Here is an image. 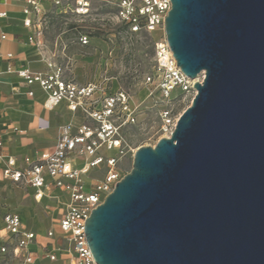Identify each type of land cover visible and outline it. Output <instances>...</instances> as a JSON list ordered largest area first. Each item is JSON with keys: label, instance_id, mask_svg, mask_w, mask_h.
Returning a JSON list of instances; mask_svg holds the SVG:
<instances>
[{"label": "water", "instance_id": "water-1", "mask_svg": "<svg viewBox=\"0 0 264 264\" xmlns=\"http://www.w3.org/2000/svg\"><path fill=\"white\" fill-rule=\"evenodd\" d=\"M171 1L196 96L92 212L89 247L97 264H264V0Z\"/></svg>", "mask_w": 264, "mask_h": 264}, {"label": "built area", "instance_id": "built-area-1", "mask_svg": "<svg viewBox=\"0 0 264 264\" xmlns=\"http://www.w3.org/2000/svg\"><path fill=\"white\" fill-rule=\"evenodd\" d=\"M8 4L10 0H0ZM24 4L25 19L23 24L32 30L29 42L44 52L46 42L47 20L54 14L89 17L94 4L105 3L112 10V21H118L132 35L152 34L157 29L164 32L163 37L155 43L154 74L147 76L146 85L150 95L160 93L169 101L172 93L180 88L184 92L194 90L191 81L178 66L165 34V22L172 9L171 0H17ZM7 13H0L6 18ZM7 40L6 34L0 35V43ZM79 42L86 46L90 37L80 35ZM12 60L14 56L8 54ZM47 68L43 72L28 68L10 69L27 86L34 85L47 94L45 108L53 110L61 103H67L74 114H81V124L67 123L59 128L55 145L34 157H26L22 165L13 157H5L1 151L5 137L0 129V162L4 164L2 178L18 186L35 190V199L41 201L47 188L61 190L66 198L63 216L59 222L61 234L53 231L47 238L56 239L59 244L49 248L46 257L55 262L65 253L67 264H97L86 237V222L113 192L116 184L123 178L117 169L120 159L125 156L128 144L122 136V129L135 123V108L132 107V96L124 90L114 91L97 83L81 84L73 73L65 67L66 59L44 55ZM1 76V72H0ZM201 81V80H200ZM33 96L32 91L29 92ZM161 117L164 131L170 137L176 129L169 111H163ZM16 130V129H15ZM116 151V155L105 158L100 151ZM136 153V151L134 152ZM102 164L108 166L103 179L92 185V191L84 190L83 177ZM5 235L8 244L0 246L1 264H13L20 260L23 264H34L35 258L30 248L37 244L39 235L26 229L19 214L8 213L4 218ZM51 245V244H50Z\"/></svg>", "mask_w": 264, "mask_h": 264}, {"label": "rangeland", "instance_id": "rangeland-1", "mask_svg": "<svg viewBox=\"0 0 264 264\" xmlns=\"http://www.w3.org/2000/svg\"><path fill=\"white\" fill-rule=\"evenodd\" d=\"M111 14L110 7L99 1L94 4L93 13L89 17L58 13L52 15L46 24L48 47L44 50V55L66 59L64 65L67 71H71L84 85L97 83L114 91L124 90L131 94L136 120L121 131L128 147L117 166L124 177L133 167L135 151L142 146H155L160 139L168 137L163 129L161 113L167 110L172 119L178 121L191 107L196 91L184 92L177 88L169 101L163 100L159 92L151 96L153 88L146 85L145 79L154 74L155 43L163 37L164 32L157 29L152 34L132 35L121 23L112 21ZM82 34L90 37L89 45L80 44ZM203 79L204 75L200 77L201 81ZM67 117V114L62 115L64 119ZM27 136L26 133L21 137ZM35 139L42 141L40 137ZM116 153L106 148L100 151V155L105 158ZM108 169L106 164H102L83 177L86 193H90L92 185L104 178ZM1 206L21 212L25 227L37 232L43 245L48 231L60 233L62 208L50 198L37 202L30 190L17 188L0 180V208ZM2 228L0 223V230ZM36 257V264H63L61 261L52 262L46 257Z\"/></svg>", "mask_w": 264, "mask_h": 264}, {"label": "crops", "instance_id": "crops-1", "mask_svg": "<svg viewBox=\"0 0 264 264\" xmlns=\"http://www.w3.org/2000/svg\"><path fill=\"white\" fill-rule=\"evenodd\" d=\"M23 7L24 4L17 0H10L8 4L0 1V13H7L6 18H0V35H7V40L0 43V129L5 137V145L1 153L5 157L15 158L19 166L23 164L26 157H34L39 152L51 149L56 143L59 128L62 125L67 123L78 125L84 122L81 114H74L68 109L67 103H61L53 110H47L45 108L47 94L40 86L29 87L16 74L10 73L12 68L14 70L28 68L37 72H43L47 68L43 61L45 53L29 42L32 30L26 28L23 24L25 19ZM8 54H12L14 58L9 60L7 58ZM74 77L77 82L84 84L76 76ZM30 91L34 93L33 96L29 95ZM63 114L68 115L67 119L62 118ZM60 119L63 121L60 122ZM26 133L28 134L27 137H21ZM37 137H40L42 141H37L35 139ZM3 166L4 164L0 162V180H4L1 174ZM4 181L17 188H26L7 180ZM26 189L31 191L32 197L37 201L35 199V190L32 188ZM46 198H50L62 208V218L66 203L63 192L51 186L47 188L41 201ZM0 209V223L3 226L0 230V246H2L9 243L7 238L3 240L6 214H19L22 220L23 216L21 212L6 206H1ZM26 229L28 228L26 227ZM47 233L45 234L46 242L44 245L40 235L37 233L39 240L37 244L30 248V252L35 258L34 264L38 260L36 255L46 257L49 248L59 244L56 239L47 238ZM60 234L61 231L56 236H60ZM67 258L68 256L62 253L55 262L61 261L63 264H67ZM1 261L2 255L0 254V264ZM13 264H22V262L17 259Z\"/></svg>", "mask_w": 264, "mask_h": 264}]
</instances>
